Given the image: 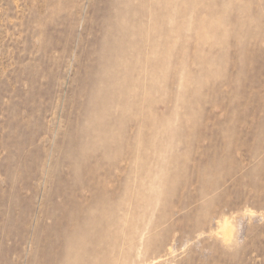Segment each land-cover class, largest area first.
Here are the masks:
<instances>
[{"label":"rangeland","instance_id":"1","mask_svg":"<svg viewBox=\"0 0 264 264\" xmlns=\"http://www.w3.org/2000/svg\"><path fill=\"white\" fill-rule=\"evenodd\" d=\"M0 264H264V0H0Z\"/></svg>","mask_w":264,"mask_h":264}]
</instances>
